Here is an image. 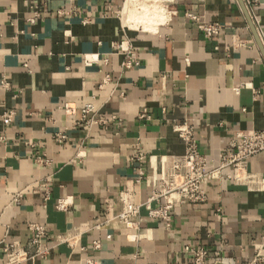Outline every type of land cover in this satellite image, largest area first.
<instances>
[{
  "label": "crops",
  "instance_id": "0c3cea01",
  "mask_svg": "<svg viewBox=\"0 0 264 264\" xmlns=\"http://www.w3.org/2000/svg\"><path fill=\"white\" fill-rule=\"evenodd\" d=\"M167 6L138 20L125 0H0V253L40 224L48 253L23 264H195L187 247L208 250L205 264H264V189L231 167L169 225L145 207L118 217L122 193L144 203L185 152L176 124L193 127L207 171L238 133L264 129V0ZM248 170L264 178V151Z\"/></svg>",
  "mask_w": 264,
  "mask_h": 264
},
{
  "label": "built area",
  "instance_id": "2783aa9c",
  "mask_svg": "<svg viewBox=\"0 0 264 264\" xmlns=\"http://www.w3.org/2000/svg\"><path fill=\"white\" fill-rule=\"evenodd\" d=\"M170 1L125 0V7H123L121 14L124 17V13L131 8L142 10L145 6L153 8L160 5L168 13L167 5ZM246 1L248 4L252 2V0ZM220 29L221 27L217 23H206L202 31L207 37H213L219 33ZM128 65H131L130 61H128ZM11 118V114L7 115L6 121L9 122ZM174 128L183 141L185 152L173 156L172 163L166 169L165 175L155 180L152 193L144 203L135 204L128 192L121 194L123 210L118 217L123 223H131L134 217L141 214L142 207H145L151 217L161 218L169 225L172 220V212L177 204L183 201L192 203L206 201V182L208 179L220 174L221 169L224 167L232 168L233 172L229 175V178L236 183L246 185L249 189H264V178L248 170L249 159L264 151V129L238 133L230 149L222 153L221 167L215 171H207L206 157L199 150L193 127L188 123H178ZM136 158L139 161L146 159L141 151L137 153ZM142 175L143 171L141 170L139 181H141ZM154 203L159 205L153 206ZM58 206L60 209H65L66 201L64 199L59 200ZM29 229L32 236L26 245L16 242L3 247L0 253V264H23L30 259L45 256L48 253V250L43 247V242L47 236L45 227L40 224H31ZM72 236L69 234L60 240L71 244ZM96 246L98 245L96 244ZM32 248H35V251L32 252L30 250ZM187 248L193 253L195 264L206 263L209 255L208 250L204 248Z\"/></svg>",
  "mask_w": 264,
  "mask_h": 264
},
{
  "label": "bare ground",
  "instance_id": "6f19581e",
  "mask_svg": "<svg viewBox=\"0 0 264 264\" xmlns=\"http://www.w3.org/2000/svg\"><path fill=\"white\" fill-rule=\"evenodd\" d=\"M170 1V0H169ZM159 7H162L161 5L159 6ZM158 7V8H159ZM157 8V9H158ZM133 8H131V10H132ZM129 11V10H128ZM128 11H126L125 13H127ZM125 13H124V15H125ZM133 15H134V17H135V19H138V20H149V19H153V11L152 10H150V7H148V6H145L142 10H135L134 12H133ZM162 15V14H161ZM157 17V19H158V16H156ZM155 17V18H156ZM131 24H132V22H130Z\"/></svg>",
  "mask_w": 264,
  "mask_h": 264
}]
</instances>
